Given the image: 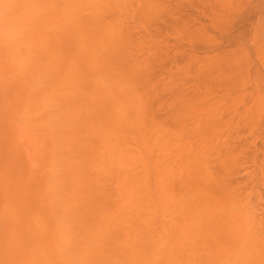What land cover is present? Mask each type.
<instances>
[{"label": "bare ground", "instance_id": "bare-ground-1", "mask_svg": "<svg viewBox=\"0 0 264 264\" xmlns=\"http://www.w3.org/2000/svg\"><path fill=\"white\" fill-rule=\"evenodd\" d=\"M132 1L0 0V264H264V193L260 192L264 188V156L258 165L251 154L253 149H247L253 146V140L251 143L250 140L243 141L264 132V125L260 127V122L253 121L255 117L257 121L261 119L257 117L260 111L255 108L237 115L236 112L234 116L238 121L229 122V117L223 114L227 105L223 111H218L219 108H209L210 105L205 103L207 108L199 111L190 104L186 106L190 109L185 105L177 109L176 103L177 106L171 104L173 108H163L166 110L162 111V116L169 113L172 116L169 123L154 116V108L159 109V103L167 98L162 99L163 96L174 97L169 92H174L179 84H175L176 72H170V79L174 75L175 80H172L175 85L171 88L175 90H168L162 96L157 92L161 96L158 95L160 102L153 95L152 82L149 87L151 79L153 81V74L152 78L149 75L152 61L148 63L145 59L150 54L143 53L142 58L137 50V45L140 46L145 38L141 40L142 34L138 39L131 38L133 31L128 34L129 27L126 29V24L120 21L126 16L128 20L133 17ZM140 1L137 6L144 16L151 17L158 10L153 0ZM254 1L257 5L261 2ZM208 2L210 0L206 6ZM129 5L130 9L127 8ZM188 5L178 9H189ZM216 6L220 7L218 3ZM259 9L261 14L262 8ZM129 10L131 13L127 15ZM250 11L247 9L245 17L243 15V22ZM198 14L200 16L196 11L195 15ZM140 18L131 22L139 24ZM225 18L222 17L221 24H228V17ZM127 19L122 21L127 22ZM157 20L153 19L149 24L155 25ZM205 20L207 27L206 21L211 20ZM214 22L218 23V20ZM141 24L140 28H143L145 23ZM143 34L145 37L148 33ZM148 36L149 43L154 40L159 44L152 35ZM133 39L140 43L136 44ZM131 40L137 53L130 48L132 44L134 46ZM240 46L235 48L241 53L243 48ZM249 48L254 50V46L249 45ZM164 51L166 49L158 57ZM137 54L147 63L137 59ZM244 54H239L241 57L235 55L238 61L240 58L238 65L244 64L242 67L247 63L244 57L247 54ZM174 55L173 60H176ZM220 55L215 57L214 54V57L220 58ZM187 56L193 57L187 54L184 57L186 64L193 61L192 58L186 61ZM156 59L154 63L158 61ZM252 61L248 63L251 65ZM257 61L254 62L256 67ZM163 62L165 65L166 61ZM246 67L247 64L242 68L244 77L248 76ZM258 68L255 75L262 77L260 83L256 77L252 82L243 77L247 80L245 84L250 86L255 81L260 86L264 82V73ZM183 70L180 72L188 83L191 74L197 76L192 69V72ZM189 72L190 79L187 77ZM159 73L156 74L158 77ZM208 75L211 76L209 72ZM168 79L164 82L169 83ZM190 89L193 91L192 87ZM251 93L248 96L256 95ZM245 98L247 100V96ZM253 98L256 101L257 98ZM213 99L217 100V97ZM248 102L253 104L254 101L250 102L248 98ZM243 105L241 108H245ZM249 118V123L244 122ZM245 132L247 136L242 135ZM243 154L250 159H245ZM248 162L257 166L251 164L249 167ZM239 171L245 172L241 179L236 177Z\"/></svg>", "mask_w": 264, "mask_h": 264}, {"label": "rangeland", "instance_id": "rangeland-1", "mask_svg": "<svg viewBox=\"0 0 264 264\" xmlns=\"http://www.w3.org/2000/svg\"><path fill=\"white\" fill-rule=\"evenodd\" d=\"M135 1H137V0H134V1H132L131 2V9H130V5L127 7L128 9H130L131 10V12H132V14H131V17L132 18H130L129 17V19L130 20H128L126 17H125V19H122V20H125L126 21V19L128 20L127 22H123L122 20H120L121 22H122V24H124L125 25V27H126V29H127V27H129L128 29H127V31H128V34H129V31H133L134 32V34H133V32L131 33L132 35L131 36H133V37H131V38H134L135 37V39H138L137 37H138V35L140 34V36H142V37H140L141 38V40H143L144 38H145V40L144 41H142L141 42V44H139L140 43V40H139V43L135 40V39H133V41L136 43V44H139L140 46H138L137 45V47H138V49L137 48H135V43L132 41V43H134V46H133V44L131 45L132 47H134V48H132L131 46H130V48L131 49H133V50H138V53L140 54H142L143 55V53L144 54H147V53H149L150 54V57L149 58H146L145 57V59H148V63L150 62V61H152V62H150L149 64H151L152 63V66H151V70H150V72H149V75H151V78H152V74H153V81H152V79H151V81H150V83H149V87H150V84H151V82L153 83V84H151L152 86V88H151V90L153 91L152 93H153V95H155L156 96V99H157V101H159L158 100V98L159 97H161L162 95L161 94H165V93H168V90H172V88L171 87H173V85H175V84H179V85H177V86H175V88H177L175 91L178 93V95H177V93H175V91L174 90H172V91H174V92H169V94H173L174 95V97H170V95H165V96H163V98L162 99H164L165 97H167V98H165V100H162L160 103H159V109H157L156 107L154 108V110L156 109V114L154 115V116H156L157 118H159V117H162V119H164V121L165 122H170V117L172 118V116H169L170 115V113H169V115L167 116L166 115V117H164V116H162V114H164V112L162 113V111H164V110H166V108H168L169 106L171 107V104H173V105H175V106H177V104H178V106H177V109H179L178 107L179 106H181V109L184 107V105H185V108H189L190 109V107H186V106H188L189 104H190V106L191 107H198L199 108V111H200V109H204V108H207V105L206 104H209L208 106H209V108H211V107H215V109L216 108H219V109H217L218 111L220 110V109H222L221 111H223V109L226 107V105H227V108H225L226 110L224 111V115H226V116H224V117H229V118H227L228 120H229V122L231 121V122H233L232 120H237L238 121V117H235L239 112L240 113H242V112H245L247 109H250V111L252 110V111H254L255 110V108H256V110H259L260 112H259V115L257 116L258 117V119L259 118H261L259 121H257V119H255L254 118V120L253 121H255V122H260L259 124H260V127H261V125H264V120H262V118H264V116H262V113H264V112H262V110H264V103H262V102H264V99H262V98H264V95H262V94H264V93H262V89H264V85H262V84H264V82H262V84L259 86L258 85V83H260L259 82V78H260V81H261V78L262 77H258L257 78V76L258 75H255V73H257L255 70L257 69V67L259 66V68L261 69H259L260 70V72L261 73H264V60H262V58H264V57H262V56H264V54H262V53H264V50H262V49H264V29H261L262 27H264V23H262V22H264V14H262V13H264V7H262V6H264V2H262V1H264V0H261V2L259 1H257L258 3H259V5H257V3L255 4V2L256 1H254V0H241L242 1V3L240 2V0H238V2H237V0L236 1H233V0H229V2H228V0H224V2H223V0H220V2H219V0L218 1H214V0H210V3L208 2V4H207V6H206V4L205 3H207V1L208 0H204V1H206L205 3L203 2V0L202 1H199V2H202V3H199V2H197L198 3V5H199V7H200V5H202L203 7L205 6L206 8L208 7V9L209 10H206L205 8H199V7H197V3H196V1L194 2L193 0L191 1V0H183L184 2H182V0H180V2L179 1H177V0H164V1H161V0H153V2L155 3V5H156V9H158V10H156L155 11V13L150 17H147V16H144V14L142 13L143 11H142V9H138V7L140 6V4L141 3H139V0L137 1V3H139V4H137V3H135ZM142 1H145V0H141L140 2H142ZM152 1V0H151ZM161 1V2H160ZM198 1V0H197ZM212 1V2H211ZM231 1V2H230ZM162 2H163V4H162ZM177 2H179V4L177 3ZM182 2V4H180ZM194 4H193V3ZM213 2H214V4H213ZM226 2H228L227 4H225ZM232 2H234L235 3V5H232V4H234V3H232ZM157 3V4H156ZM185 4V6H187L188 4H190V5H188V7L187 8H189V9H186L185 7V9L184 8H182L181 10L180 9H178V8H180L181 7V5H182V7L184 6V4ZM187 3V4H186ZM217 3H218V7L219 8H217ZM231 3V6L229 5ZM236 3H237V5H236ZM166 4V5H165ZM175 4H177V7L178 8H176V5ZM223 4H224V6H223ZM250 4H251V7H250ZM253 4H255L256 6H257V8H256V6L255 7H253ZM261 4H262V6H261ZM137 5H139V6H137ZM168 5V6H167ZM171 5H173L174 6V9L172 8V6ZM227 5V6H226ZM241 5V6H240ZM167 6V7H166ZM170 6V7H169ZM194 6L196 7V8H194ZM209 6H211V7H213V9L211 8V7H209ZM226 6V7H225ZM230 6V8L228 9V7ZM242 6H244V9H243V7ZM259 6V7H258ZM260 6H261V8H262V10H260L261 8H260ZM194 8V9H192L191 10V8ZM222 7H225L224 9L222 8ZM237 7V8H236ZM240 8V11H239V8ZM141 8V7H140ZM172 8V9H171ZM197 8H199V9H197ZM215 8H217V9H215ZM226 8H227V10H226ZM232 8H233V10L234 9H238V11L237 10H234V11H232ZM260 8V9H259ZM127 9V10H128ZM138 9V10H137ZM174 10V12H172L171 10ZM176 9V10H175ZM206 11H210V13L213 11V15H211L209 12H206ZM246 9V10H245ZM247 9H248V11H249V9L251 10L250 11V13L252 14H249L248 13V15H250L249 16V18H247L248 17V15L246 16V18H244V22H243V19H242V17H243V15H244V17H245V14L247 13ZM258 9L260 10V11H262V13L261 14H259V11H258ZM130 10H129V12H128V14L127 15H129V13H131L130 12ZM160 10V13L158 12ZM183 10V11H182ZM186 10V11H185ZM187 10H189V11H187ZM200 10H202V11H200ZM221 10H222V12H221ZM230 10H231V12H233V13H231L230 12ZM242 10V11H241ZM243 10H245V12L243 11ZM252 10H253V12H252ZM137 11H139V12H141V13H138ZM196 11L199 13L200 12V16H199V14L197 15V16H199V18L195 15V13H196ZM203 11H205L204 13H203ZM225 11V12H224ZM235 11H237V12H235ZM138 13L137 15L136 14H134V13ZM160 14V15H158V13ZM177 12V13H176ZM179 12V13H178ZM181 12H183V13H181ZM202 12V13H201ZM241 12H243V13H241ZM257 14H256V13ZM181 13V14H180ZM206 13H208V14H210V15H206ZM217 13H219V14H217ZM228 13V15H226ZM231 13V14H230ZM234 13H235V15L237 16H235L234 15ZM254 13H255V16H254ZM142 14V15H141ZM156 14H157V16H156ZM169 14H171L169 17H168V15ZM204 14V15H203ZM134 15H135V17H134ZM140 15V16H139ZM178 15V16H177ZM215 15V16H214ZM217 15V16H216ZM218 15H219V17H218ZM225 15V16H224ZM232 15V16H231ZM257 15H258V17H257ZM138 16V17H137ZM142 16V17H141ZM213 16V17H212ZM229 16H230V19L229 20H227L228 18H229ZM252 16H254L253 18H252ZM141 17V18H140ZM147 17V18H146ZM154 17V18H153ZM161 17V18H160ZM217 17V18H216ZM222 17L223 18H225L226 19V21L228 22V24L226 23H224L225 24V27H224V24H221L222 22H221V19H222ZM262 18V20L260 19V18ZM121 18H124V17H120V19ZM140 18V20L142 21H140L139 20V24H133V22H131V21H133V20H137V19H139ZM152 19V20H150V19ZM237 18L239 19V20H237ZM258 18V19H257ZM145 19V20H144ZM147 19V20H146ZM153 19H154V21L155 20H157L156 22H154V23H156L155 25L153 24H149V23H153ZM196 19V20H195ZM202 19V20H201ZM203 19H206V20H208V21H210L211 20V22H207L206 20V23H208L209 25H207V27H206V24L204 23V21H203ZM210 19V20H209ZM212 19H213V21H212ZM215 19H217L218 20V23H220V24H218V23H216V22H214L215 21ZM232 19V20H231ZM234 19V20H233ZM186 20V21H185ZM192 20V21H191ZM224 19H222V21H223ZM242 20V21H241ZM131 23H130V22ZM134 21V22H135ZM144 21V22H143ZM145 21H147V22H145ZM151 21V22H150ZM184 21V22H183ZM225 21V22H226ZM231 21V22H230ZM235 21H238L237 23H235ZM142 24H141V23ZM190 22V23H189ZM192 22V23H191ZM193 22H195V24L193 23ZM233 23V25H231L230 23ZM246 22H247V24H246ZM249 22V23H248ZM252 22V23H251ZM259 22L261 23L260 25H259ZM128 23V24H127ZM143 23H145V25L143 24ZM146 23H148V24H146ZM197 23H199L198 25H197ZM204 23V24H203ZM212 23V24H211ZM258 25H257V24ZM140 24H141V26H143L144 25V27L143 28H140ZM211 24V25H210ZM239 24H240V26H239ZM244 24V26H241V25H243ZM255 24H256V26H255ZM129 25H132V26H129ZM134 25V26H133ZM147 25H150V28H148L149 26H147ZM157 25V26H156ZM205 25V26H204ZM226 25H227V27H226ZM230 25V26H229ZM147 27V29H146V27ZM154 26V27H153ZM194 26V27H193ZM198 26V27H197ZM203 26V27H202ZM217 26V27H216ZM131 27L133 28V30L131 29ZM135 27H137V29L138 30H134V28ZM156 27V28H155ZM206 27V28H205ZM246 27V28H245ZM251 29H250V28ZM144 28H145V31H144ZM152 28V29H151ZM154 28L156 29V30H154ZM187 28V29H186ZM200 28V29H199ZM253 28H254V31H255V28L257 29V31L256 32H254L253 31ZM130 29V30H129ZM136 29V28H135ZM178 29L180 30V32L182 31V34L180 33V32H178ZM198 31H197V30ZM262 30V32L261 31H259V30ZM150 31V33H149V31ZM252 30V31H251ZM137 31H139V32H137ZM186 31V32H185ZM191 32V33H190ZM143 33H148L147 34V36L150 34V35H152V37L151 38H153V39H155V40H157L158 42H159V44L157 45V42H154V40H152L153 42H151L150 41V43H149V41L148 40H151V39H148L147 38V36H145L144 37V34ZM259 34V35H257V34ZM142 34V35H141ZM179 34H181V35H179ZM213 34V35H212ZM253 34H255V35H253ZM261 34V35H260ZM136 35V36H135ZM153 35L156 37H153ZM189 35V36H188ZM223 35H224V37L227 35V38L225 37H223ZM241 35H242V37H241ZM184 36V37H183ZM206 36H207V39H206ZM231 36H233V38L236 40V41H239V42H236ZM241 38H240V37ZM259 36V37H258ZM149 37V36H148ZM186 37V38H185ZM204 37V38H203ZM222 37V38H221ZM228 37L229 38H232V39H228ZM236 37L237 38H239V39H236ZM139 38V39H140ZM150 38V37H149ZM188 38V39H187ZM209 38V39H208ZM243 38V39H242ZM199 39V40H198ZM146 40H147V42H146ZM217 40V41H216ZM227 40V41H226ZM212 41V42H211ZM207 42V43H206ZM229 42V43H228ZM237 43L236 45L234 44V43ZM250 42L252 43V46H254V50H255V47H256V50H257V52H256V50L254 51L253 50V48H249V45H250V47H252L251 46V44H250ZM131 43V42H130ZM129 43V44H130ZM144 43V44H143ZM205 43V44H204ZM213 43V44H212ZM241 43V44H240ZM262 43V44H261ZM129 44L127 45V46H129ZM147 44V45H146ZM149 44H152V45H149ZM210 44V45H209ZM249 44V45H248ZM144 45V46H143ZM156 45H157V47H156ZM165 45V46H164ZM241 45V46H240ZM150 46V47H149ZM159 46V47H158ZM167 46V47H166ZM208 46H210V47H208ZM234 46V47H233ZM237 46H240L241 48H243L242 49V51H241V53L239 52V51H237L238 49H236L235 47H237ZM154 47H156V48H154ZM233 47V48H232ZM240 47H238V48H240ZM129 47L127 48V50H129L130 49ZM154 49V51H152L153 49ZM159 48H161L160 50H159ZM164 48V49H163ZM249 48V49H248ZM260 50H259V49ZM130 49V50H131ZM150 49V50H149ZM166 49V51H164L163 53H162V55H161V57H162V59H161V57L159 56L158 57V54H161V51H163V50H165ZM227 49V50H226ZM232 49H235V50H232ZM244 49H246V51H244ZM129 50V51H130ZM137 50L135 51L136 53H137ZM148 50H149V52H148ZM231 50V51H230ZM239 50H241V49H239ZM250 50H252V51H250ZM259 50V51H258ZM158 51H160L159 53H158ZM219 51H221L220 52V54H219ZM239 53V54H241L242 56H243V53H245V54H247L246 56H244V57H246L245 59L247 60L246 62L247 63H245V61H243V60H241V62L242 63H245V66H246V64H247V69H246V71L248 70L249 71V73H248V71L246 72V75L248 74V76H246V77H244V76H242L241 74L243 73L242 71H243V69L245 68V66L244 67H242L240 64L238 65V63H239V61H240V58H239V61L237 60V56H235V55H238V56H240L237 52ZM262 51V52H261ZM134 52V51H133ZM134 52V53H135ZM153 52L154 53H156V54H154L155 56H157V57H155L154 55H152L151 56V54H153ZM230 52H232V53H230ZM234 52H236L235 54H234ZM243 52V53H242ZM246 52H248V53H250V54H248V53H246ZM255 52V53H254ZM259 52L261 53V56L259 55ZM132 52L130 51V54H131ZM133 53V55H135ZM167 54V57L169 58V59H167V57H165V54ZM253 53V54H252ZM139 54H137L138 55V58L137 59H140V60H142V58H144V55H143V57L142 58H140V56H142V55H139ZM164 54V55H163ZM169 54V55H168ZM174 55V58L176 59V60H173V55ZM187 54H191V56H193V57H191L192 58V60L193 61H191L190 63L189 62H187V64H186V62H184L185 60H184V57H186V55ZM193 54V55H192ZM214 54H215V57L216 56H219L220 55V58H215L214 57ZM223 54V55H222ZM244 54V55H245ZM254 54H255V57H254ZM177 55V57H175ZM227 57H226V56ZM229 55V56H228ZM248 55H249V58H251L250 56H252V58L250 59V60H248L249 58H248ZM257 55V56H256ZM258 55H259V57H258ZM136 56V55H135ZM147 56V55H146ZM171 56V57H170ZM206 56V57H205ZM222 56V57H221ZM234 56V57H233ZM155 57V58H154ZM210 57H211V59H210ZM233 57V58H232ZM241 57V56H240ZM243 57V58H244ZM150 58H154V60L156 59V58H158V59H156V60H158L156 63H154V60H152V59H150ZM172 58V59H171ZM191 58H188V56H187V58H185V59H188V60H186V61H190L191 60ZM202 58V59H201ZM204 58V59H203ZM208 58V59H207ZM214 58V59H213ZM222 58V59H221ZM228 58V60H224V59H227ZM231 58V59H230ZM236 58V59H235ZM259 58H261V59H259ZM150 59V60H149ZM163 59H165V60H163ZM190 59V60H189ZM215 59H216V62H215ZM230 59V60H229ZM242 59V58H241ZM253 59V63L254 62H256L257 60V63L256 64H258V66L256 67L255 66V63L253 64H251L250 65V63H248L249 61L251 62V60ZM159 60H161V62L159 61ZM169 60H171V61H169ZM207 60L209 61V62H207ZM218 60H219V65L220 64H223V65H218ZM220 60L222 61V63L220 62ZM226 61H228V62H232V63H228V62H226V63H228V64H225V62ZM232 60V61H231ZM235 60V61H234ZM142 61H145V60H142ZM147 61V60H146ZM145 61V62H146ZM164 61V62H163ZM165 61H166V64H165ZM259 61H261V62H259ZM159 62V63H158ZM162 62L165 64V65H163L162 64ZM171 62V63H170ZM177 62V63H176ZM204 62V63H203ZM212 62V63H211ZM234 62V63H233ZM238 62V63H237ZM147 63V62H146ZM158 63V64H157ZM194 63V64H193ZM210 63V64H209ZM216 63V64H215ZM241 63V64H242ZM262 64V67L260 66V64ZM153 64H157L156 66L155 65H153ZM179 64V65H178ZM189 64V66L187 67H185V65H188ZM192 64V65H191ZM207 64V65H206ZM209 64V65H208ZM213 64H215L216 65V67H215V65H213L214 67H212V65ZM233 64V65H232ZM236 64V65H235ZM248 64H249V66H248ZM160 65V66H159ZM162 65L164 66V68H166V67H168L167 69H165L164 70V68H162ZM167 65V66H166ZM184 66V67H181V66ZM193 65H194V67H193ZM199 65L201 66V68L199 67ZM225 65V66H224ZM154 66V67H153ZM196 66V67H195ZM198 66V67H197ZM208 66V67H207ZM218 66H219V69H218ZM227 66V67H226ZM230 66V67H229ZM234 68H233V67ZM237 66H239V67H237ZM251 66V67H250ZM254 66H255V69H254ZM153 67V68H152ZM157 67H160V69H158ZM191 67H193V68H191ZM222 67V68H221ZM232 67V68H231ZM173 68V69H172ZM185 69V70H189V71H191L192 72V70H194L193 72H196V73H193L194 75L196 74L197 76H193L190 72H189V76H187L188 77V79H190V74H191V78L192 79H190V80H188V81H190V83H188V82H186V80H187V78H185V76L183 77L182 75H183V73H185V71L183 70V69ZM187 68V69H186ZM192 70H191V69ZM195 68H200V69H195ZM217 68V69H216ZM241 68V69H240ZM243 68V69H242ZM158 69V70H157ZM161 69H163V73L162 72H158L159 70L161 71ZM178 69V70H177ZM203 69L205 70V72L203 71ZM224 69V70H223ZM229 69V70H228ZM233 69H235V70H233ZM238 69V70H237ZM156 70V71H155ZM172 70V71H171ZM184 71L183 73L182 72H180V71ZM200 70H202V71H200ZM213 70H215V71H213ZM216 70H217V72H220V73H217L216 72ZM223 70V71H225V72H221V71ZM254 70V71H253ZM153 71V72H152ZM180 73H179V72ZM235 71V72H234ZM238 71V72H237ZM155 72H157V73H155ZM167 72H169V74L167 75ZM175 73L174 75H176V77H175V80L177 81H175L174 80V75L171 77V79H170V76H171V73ZM179 73V75H178V73ZM199 72H201V74L199 73ZM208 72L211 74V76L214 78L213 79V81H212V77L210 76V75H208ZM212 72V73H211ZM213 72H214V74H213ZM233 72V73H232ZM237 72V73H236ZM240 72V74H238ZM159 73V75L160 76H162V77H160L161 79L159 80V77H158V75H156V74H158ZM162 73V74H161ZM182 73V74H181ZM188 73V72H187ZM187 73H185V74H187ZM230 75H229V74ZM236 73V74H235ZM260 73V74H261ZM155 74V75H154ZM216 74H217V76H219V79H218V77L216 76ZM226 74H228V75H226ZM249 74H251V76H249ZM188 75V74H187ZM207 75V76H206ZM215 75V76H214ZM221 75H223L222 77H221ZM232 75H235V76H232ZM239 75H241V76H239ZM231 78H230V77ZM237 76H238V78H239V80L237 79ZM254 76V77H253ZM260 76V75H259ZM150 77V76H149ZM158 77V78H157ZM164 77V78H163ZM180 77V78H179ZM181 77H182V79H181ZM207 77H210V80H208V78ZM217 79H216V78ZM229 77V78H228ZM234 77V78H233ZM246 79L247 77V79L249 80V82H250V80H251V82L254 80V78L256 77L258 80H256L257 82H255L254 81V84H249L250 86H248V83L247 84H245L246 82H247V80H245L244 78ZM158 80H157V79ZM167 78H169L168 80H169V83H167V82H164ZM207 78V79H206ZM224 78V79H223ZM233 78V79H232ZM186 79V80H185ZM232 79V80H231ZM240 79H242V81L240 82ZM172 80H173V82L175 81V84L174 83H171L172 82ZM191 80H195V81H192L191 82ZM215 80V81H214ZM223 80V81H222ZM228 80V81H227ZM231 80V81H230ZM237 80V81H236ZM244 80V81H243ZM211 81V82H210ZM233 81H235V83H236V85L234 84V82ZM262 81H264V80H262ZM198 83V86H197V83ZM207 82H208V84H207ZM214 82V83H213ZM222 82V83H221ZM228 82V83H227ZM230 82V83H229ZM155 83H156V85H155ZM171 83V84H170ZM203 83V84H202ZM211 83V84H210ZM238 83V84H237ZM242 83V84H241ZM257 83V84H256ZM182 85V87H180L181 85ZM183 84H184V86H183ZM187 84V85H186ZM189 84L190 85H192V84H194V86H189ZM206 84V85H205ZM214 84V85H213ZM228 84H230V85H228ZM234 84V85H233ZM240 84V85H239ZM246 86H245V85ZM162 85V86H161ZM170 85V86H169ZM172 85V86H171ZM186 85V86H185ZM202 85V86H201ZM210 87H209V86ZM223 85V86H222ZM225 85V86H224ZM153 86H154V88H153ZM189 86V87H188ZM203 86H205L204 87V89H203ZM230 86V87H229ZM234 86V87H233ZM236 86V87H235ZM186 87V88H185ZM187 87L189 88V89H187ZM192 87V90L193 91H191V88ZM228 87V88H227ZM174 88V87H173ZM181 88V89H180ZM210 88H212V89H210ZM221 88V89H220ZM254 88H256V89H258L257 90V92H255L256 91V89H254ZM158 89V90H157ZM181 90L180 92L178 91V90ZM231 89V90H230ZM252 89H254L253 91H252ZM161 90V91H160ZM188 90V91H187ZM199 90V91H198ZM205 90V91H204ZM213 90V91H212ZM215 90V91H214ZM234 92H233V91ZM238 90H240V91H238ZM251 90V91H250ZM186 91H187V93H186ZM201 91V92H200ZM212 91V92H211ZM223 91V92H222ZM225 91V92H224ZM236 91H238V92H236ZM245 91V92H244ZM161 95H159L158 93ZM163 92V93H162ZM189 92V93H188ZM191 92V93H190ZM193 92V93H192ZM195 92V93H194ZM200 92V93H199ZM221 92V94H219ZM227 92V93H226ZM234 93V94H241V95H243L242 97H241V95H239V96H236V95H234L233 96V93L232 94H230L229 95V93ZM242 92H244V94L242 93ZM256 93V95H250V96H248L250 93ZM260 92V93H259ZM186 93V94H185ZM227 95H226V94ZM251 93V94H252ZM254 93V94H255ZM188 94H189V96H188ZM190 94H192V95H190ZM205 94V95H204ZM213 94V95H212ZM257 94H260V95H258L257 96ZM158 95H159V97H158ZM202 95H204V97H202ZM208 95H209V98H207L208 97ZM212 95V96H211ZM215 95V96H214ZM221 96V99H219L220 98V96ZM232 95V96H231ZM180 96V97H179ZM187 96V97H186ZM195 96H197V98H195ZM201 96V97H200ZM226 96V97H225ZM245 96H247V100H248V98H249V101L250 102H253V104L252 103H246V98H245ZM255 96V98H257L256 99V101H255V99L253 98ZM152 97H154V96H152ZM170 97V98H169ZM190 97V98H189ZM217 97V100L215 99H213V98H216ZM224 97V98H223ZM235 99H234V98ZM239 97H241L240 99H237V98H239ZM259 97V98H258ZM173 98L175 99V101L173 100ZM180 98H182V100L180 99ZM184 98V99H183ZM191 99V100H189V99ZM206 99V101H205V99ZM223 98V99H222ZM244 98H245V101H244ZM251 98H253V99H251ZM167 99V100H166ZM178 99H180V100H178ZM201 99H202V101H201ZM207 99H210V101L208 102V100ZM211 99H212V101H211ZM227 101H226V100ZM259 99H261L260 100V103L258 104V102H259ZM173 100V101H172ZM178 102H177V101ZM185 100V101H184ZM186 100H188V101H186ZM197 100H200V101H197ZM223 101V103H222V101ZM163 101H167V103L166 102H163ZM190 101H191V103H190ZM219 101H220V103H219ZM224 101H225V103H224ZM232 101H233V103H232ZM239 101V102H238ZM242 101V102H241ZM186 102H187V105H186ZM214 102H215V104H214ZM245 102V103H244ZM177 103V104H176ZM183 103H185V104H183ZM192 103H194V104H192ZM200 103V104H199ZM201 103H202V106H201ZM206 103V104H205ZM240 103H244V105L243 104H240ZM254 103H256V104H254ZM179 104H181V105H179ZM196 104V105H195ZM199 104V105H198ZM213 104V105H212ZM220 105V107H218L219 105ZM225 106H224V105ZM243 105L245 108H241L242 106H240V105ZM250 104V105H249ZM258 104V105H257ZM204 105H206V106H204ZM215 105H217V107L215 106ZM229 105V106H228ZM183 106V107H182ZM224 106V107H223ZM246 106H248L247 108H246ZM251 106H253V107H251ZM258 106V107H257ZM161 107V108H160ZM164 107H166L164 110H163V108ZM169 107V108H170ZM174 106H172L171 108H173ZM223 107V108H222ZM251 107V108H250ZM261 107H262V109H261ZM168 108V109H169ZM184 108V109H185ZM229 108H230V110H229ZM242 110H241V109ZM259 108V109H258ZM167 109V110H168ZM231 109L232 110H235V112H233L232 113V111H231ZM254 109V110H253ZM261 109V110H260ZM192 110H194L193 108H192ZM241 110V111H240ZM245 110V111H244ZM169 111V110H168ZM248 111V110H247ZM154 111H153V114L155 113ZM167 112V111H166ZM237 112V113H236ZM158 113V114H157ZM160 113H161V115H160ZM167 113V114H168ZM230 113H231V115H230ZM234 113H236V115L234 114ZM223 114H222V116H223ZM229 114V115H228ZM233 114V115H232ZM235 115V116H234ZM231 116V117H230ZM232 116H234L235 118H233ZM262 116V117H261ZM251 118V117H250ZM250 118L249 119H246V120H244V122H247V123H249L250 121ZM169 119V120H168ZM231 119V120H230ZM253 118H251V120H252ZM158 120H161V119H158ZM168 120V121H167ZM225 120V119H224ZM228 120H227V122H228ZM248 120V121H247ZM262 121V122H261ZM171 122H172V120H171ZM259 127V128H260ZM262 127H264V126H262ZM262 130V129H261ZM261 130L260 131H258V132H261ZM248 133V132H247ZM261 134V133H260ZM262 134H264V132H262ZM259 135V137H258V135H255V136H253L254 137V139H248L247 137H246V140H244L243 138V141L244 142H246L247 140H250V141H248V142H250L251 143V141L253 140V146L252 147H250V148H247V149H253V151L252 152H254V153H251L253 156H255V162L257 161L258 162V165L261 163V161H259V160H261V156H264V141H262V140H264V138H262V136H264V135ZM243 136L244 135H246V132L245 133H243L242 134ZM250 134H248V136H249ZM247 136V135H246ZM250 137V136H249ZM255 137H257V138H255ZM260 137L262 138V140L260 139ZM258 139V140H257ZM262 141V142H261ZM261 142V143H260ZM250 143H249V145H250ZM256 143V144H255ZM242 144H243V142H242ZM254 147V148H253ZM259 148V149H258ZM262 148V149H261ZM246 149V148H245ZM244 149V150H245ZM255 149V150H254ZM256 149H257V151H256ZM250 150H248V152H251ZM247 151V150H246ZM256 151V152H255ZM248 152L246 153L245 151H244V153H246L247 155H250V153L248 154ZM246 155V158L248 157ZM251 155V156H252ZM256 155L257 156H260V157H256ZM243 157H244V154L242 155ZM250 156V157H251ZM242 157V158H243ZM245 158V157H244ZM243 158V159H244ZM245 158V159H246ZM254 158V157H253ZM252 157H251V159H253ZM258 158H260V159H258ZM245 159H244V162H245ZM248 160L250 159V158H247ZM258 159V160H257ZM262 159H264V158H262ZM244 162H242V165H244ZM251 162H253V161H251ZM246 163V164H248L249 165V167H251L252 165H254L255 167L257 166V165H255L254 163ZM260 162V163H259ZM262 162H264V161H262ZM252 164V165H251ZM246 166V165H245ZM253 166V167H254ZM262 166H264V165H262ZM247 168H248V166H246ZM252 167V168H253ZM254 167V168H255ZM243 168H245V167H243ZM252 168H251V170H252ZM255 170V169H254ZM241 172H242V170H240ZM239 171V172H240ZM241 172H240V174H241ZM254 173V171H251V173ZM245 173V172H244ZM244 173H242L241 175L239 174V175H237L236 174V177H238L239 179H241L240 178V176L241 177H243L244 176ZM246 174H247V171H246ZM254 175H255V173H254ZM246 178V177H245ZM235 179V178H234ZM256 179V178H255ZM237 180V179H236ZM241 181V180H240ZM243 182L245 181V179H243L242 180ZM243 182H241V183H243ZM246 182V181H245ZM262 183H264V181H262ZM262 186H264V184H262ZM261 188V187H260ZM262 190H264V188H262ZM260 191L261 192V194L262 193H264V191ZM262 195H264V194H262ZM262 202H264V200H262Z\"/></svg>", "mask_w": 264, "mask_h": 264}]
</instances>
